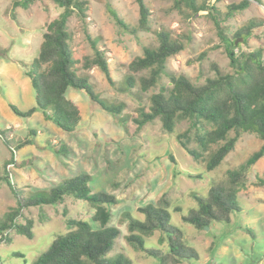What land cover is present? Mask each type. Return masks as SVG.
Instances as JSON below:
<instances>
[{
  "label": "rangeland",
  "instance_id": "obj_1",
  "mask_svg": "<svg viewBox=\"0 0 264 264\" xmlns=\"http://www.w3.org/2000/svg\"><path fill=\"white\" fill-rule=\"evenodd\" d=\"M13 1L0 0V48L5 51L0 53V224L18 207L6 178L20 193L31 197L46 195L63 179L87 173L95 192L105 191L118 200L110 208L109 224L119 229L120 235L108 258L122 255L132 264H160L128 244L124 215L129 212L133 219L143 220L139 208L157 203L166 194L171 201V223L183 231L185 243L199 254L198 261L181 264H264V187L259 186V180H264V158L249 171L248 186L238 197L241 212L233 215L230 223L199 231L182 220L197 207L194 195L205 196L213 184L227 179L228 172L241 169L261 148L259 138L243 134L223 163L208 172L206 163L195 162L176 140L177 135L190 130L188 121L180 123L172 135L163 132L158 120L142 129L135 122L141 109H149L150 97L160 87L172 88L169 77L163 75L160 84L147 92L140 89L138 81L148 72L132 74L136 81L132 88L126 82L129 64L143 55L144 48L158 46L160 31L169 32L185 47L169 59L167 74L182 75L194 85H203L207 78L215 77L214 65L223 74L232 73L214 18H219L224 37L231 39L251 22L264 20V0L261 4L250 0L247 10L230 18L228 6L243 0H197L199 6L208 8L197 14L186 8L177 10L171 0H145L151 13L149 31L139 30L136 0H86V24L76 14L69 22L76 70L88 78L100 99L122 106V113L117 118L102 114L92 109L85 93L71 91L69 97L78 105L82 121L79 132L72 135L62 132L40 111L21 117L12 110V105L24 113L36 108V93L26 73L40 53L48 25L62 12L51 0L36 2L28 10H14ZM110 11L127 28L118 26ZM85 29L104 53L114 85L97 67L84 68L85 59L93 56ZM236 41L246 52L264 51V28L254 29L246 44L242 39ZM26 140L34 144L18 149L17 144ZM64 146L70 153L57 156L54 150ZM190 147L197 148L193 143ZM199 176L202 178H196ZM94 213L87 202L70 198L62 205L23 210L16 221L21 225L32 221L34 237L28 239L13 232L11 243H0V264H32L59 235L68 232L66 218L93 224ZM161 238L162 234L156 233L147 240V248L167 251V245L159 243Z\"/></svg>",
  "mask_w": 264,
  "mask_h": 264
},
{
  "label": "trees",
  "instance_id": "obj_2",
  "mask_svg": "<svg viewBox=\"0 0 264 264\" xmlns=\"http://www.w3.org/2000/svg\"><path fill=\"white\" fill-rule=\"evenodd\" d=\"M43 0H14L13 9L28 10L31 5ZM62 10L58 18L53 20L43 35L40 53L33 60L26 76L30 79L36 93V108L22 112L12 105L14 113L21 117H31L40 111L44 118L52 122L62 132L72 135L79 132L81 115L78 105L70 99L71 91L85 93L91 102L93 110L117 118L122 113V106L108 104L95 93L87 77L81 76L76 70V64L71 49V33L69 22L77 15L86 24L88 2L86 0H51ZM174 8L182 11L191 10L194 14L208 10L205 5L199 6L197 0H171ZM220 2L221 0H215ZM261 4V0H254ZM139 7V30H150V9L145 0H136ZM250 7V0H243L228 6V18L237 12H243ZM213 11L216 9L213 7ZM118 26L127 28L114 11H110ZM219 35L225 43V52L230 60L232 73L223 74L217 66H213L214 78H207L203 85H194L182 75L167 74L169 59L179 55L184 50L181 40L173 39L167 31L157 34L158 46L144 48L143 55L133 60L128 70L127 86L136 85L132 74L148 72L147 76L139 78V86L143 92L156 88L163 75L170 79L172 88L160 87L157 93L150 97V107L141 109L135 120L139 129L147 124L159 121L162 130L167 135L175 133L177 126L188 121L190 130L176 137L178 144L197 163H206L208 172L217 169L235 146L243 134H253L262 142L256 151L237 171L228 172L227 179L213 184L205 196L194 195L197 207L183 216L185 224L202 231L214 224L230 223L233 215L240 213L238 197L248 186L249 171L264 158V51L257 49L246 52L242 44H235L242 39L248 43L256 28H264V20L251 22L239 29L231 39L224 37V31L218 17L214 18ZM93 56L85 59L84 68L97 67L114 85L107 59L98 44L89 35ZM182 39V38H180ZM237 50V53H236ZM5 52L0 48V53ZM124 125L125 122L123 121ZM234 136L231 137V134ZM4 141L7 142V135ZM34 134V133H33ZM193 143L197 148L190 147ZM8 144V143H7ZM33 140L18 143L21 149L33 145ZM213 147H216L213 150ZM57 156H67V147L54 150ZM174 162V159L171 158ZM177 174H181L176 169ZM202 178V176L196 177ZM7 184L15 194L18 207L0 224V234L11 231L5 243L12 241L13 232L33 239L34 224L27 221L25 225L16 220L22 216V211L29 208L58 206L64 204L67 198L87 202L95 210L92 216L93 224L84 220L66 218L68 232L59 235L41 256L32 264H132L131 261L118 255L112 259L108 255L113 249L120 230L110 226V208L118 204L115 196L105 192H95L91 187L92 177L80 173L71 178L63 179L59 186L50 189L46 195L26 197L17 188ZM259 186L264 187V180H259ZM170 198L165 194L156 203L140 207L143 220H135L127 212L128 244L137 252L147 257L156 258L160 264H181L182 261L199 260L198 252L184 241L183 231L171 223L169 211ZM181 211L180 208H176ZM156 233H161V245H167L168 250L147 248L146 242ZM20 256V255H19Z\"/></svg>",
  "mask_w": 264,
  "mask_h": 264
},
{
  "label": "built area",
  "instance_id": "obj_3",
  "mask_svg": "<svg viewBox=\"0 0 264 264\" xmlns=\"http://www.w3.org/2000/svg\"><path fill=\"white\" fill-rule=\"evenodd\" d=\"M11 231H6L2 234H0V243H4L6 241V238L10 235Z\"/></svg>",
  "mask_w": 264,
  "mask_h": 264
},
{
  "label": "water",
  "instance_id": "obj_4",
  "mask_svg": "<svg viewBox=\"0 0 264 264\" xmlns=\"http://www.w3.org/2000/svg\"><path fill=\"white\" fill-rule=\"evenodd\" d=\"M239 43V41H236L235 44L237 45Z\"/></svg>",
  "mask_w": 264,
  "mask_h": 264
}]
</instances>
